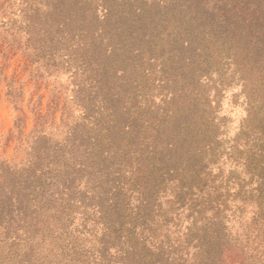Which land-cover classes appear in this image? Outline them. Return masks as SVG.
Instances as JSON below:
<instances>
[{"label": "trees", "instance_id": "trees-1", "mask_svg": "<svg viewBox=\"0 0 264 264\" xmlns=\"http://www.w3.org/2000/svg\"><path fill=\"white\" fill-rule=\"evenodd\" d=\"M16 2L22 18L6 20L0 0V46L58 83L66 117L54 127L36 113L22 137L24 89L8 83L19 145L0 156V264L258 255L264 238L232 222L252 209L264 231V0ZM221 69L245 106L235 147Z\"/></svg>", "mask_w": 264, "mask_h": 264}, {"label": "rangeland", "instance_id": "rangeland-1", "mask_svg": "<svg viewBox=\"0 0 264 264\" xmlns=\"http://www.w3.org/2000/svg\"><path fill=\"white\" fill-rule=\"evenodd\" d=\"M14 0H4L6 11L5 19L9 20V14H11L13 20L20 19L22 6L16 2L14 6L10 7V3ZM21 14V15H20ZM22 20V19H21ZM18 39L25 43V37L23 33L17 36ZM12 39V36H11ZM226 71L224 69L220 70L221 79H223L226 84H221L220 94L224 99L223 102V112L226 115L224 126V139L226 140L227 147H235L237 142L235 141L236 133L238 132V126L242 122L244 107L241 102H237L234 94L238 90L235 86L236 82L231 79L230 74L223 75ZM38 73L34 71V66L32 63L25 60L22 50L18 49L17 46L11 50H7L0 46V156L7 158H14L19 145L18 133L19 130L15 125V118L13 117V102L12 97L8 94L9 82H16L17 87H23V96L19 103L21 111H18L19 115H26V126L24 128V133L22 137L32 130L35 124L36 113H40L46 120L47 125L57 127L58 124L66 117L64 110L65 98H57L56 85L58 84L53 79L48 77L38 78ZM215 91V90H214ZM231 162V161H230ZM234 163V164H233ZM233 165V166H230ZM235 162L228 164L226 167V172L231 170L233 176H238L241 171ZM243 216V217H242ZM252 218V209H240L234 215V227L233 231L240 234L242 238H247L252 233H256L257 238H264V231H255V226L250 225V220ZM164 228L161 227L160 230ZM6 253L8 252V246L4 247ZM259 248L257 244L253 246V249ZM264 249H260L258 255L253 254H243L239 259L245 258V264H264ZM252 256V257H251ZM225 264H240V262L235 260L234 252H226L224 255Z\"/></svg>", "mask_w": 264, "mask_h": 264}]
</instances>
